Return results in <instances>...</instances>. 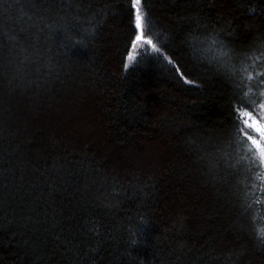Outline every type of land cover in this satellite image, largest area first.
I'll list each match as a JSON object with an SVG mask.
<instances>
[{
	"label": "trees",
	"instance_id": "trees-1",
	"mask_svg": "<svg viewBox=\"0 0 264 264\" xmlns=\"http://www.w3.org/2000/svg\"><path fill=\"white\" fill-rule=\"evenodd\" d=\"M142 7L0 0V264H264V0Z\"/></svg>",
	"mask_w": 264,
	"mask_h": 264
},
{
	"label": "snow or ice",
	"instance_id": "snow-or-ice-1",
	"mask_svg": "<svg viewBox=\"0 0 264 264\" xmlns=\"http://www.w3.org/2000/svg\"><path fill=\"white\" fill-rule=\"evenodd\" d=\"M132 8L134 9V35L132 39L130 40L131 48L134 51L141 45H148L151 47V49L154 52H162V49H160L157 44L154 42L153 37L148 35V32L151 30L148 14L144 11L142 7V0H131ZM255 12V9L252 10ZM66 40H70L71 37L68 35H64L63 37ZM76 43H80V41H76ZM133 53H130L127 57L128 60L134 61L136 59L135 55ZM227 55V53H225ZM171 60V58H168ZM125 67H128L127 64H125ZM181 76L183 77L184 81L189 84L195 83L192 80H189L187 76H184L183 73H181ZM261 108H264V104L260 105ZM237 111H239L237 109ZM242 115L244 117H247L248 119H245L243 122L248 128L255 129L257 133L260 135V139H256L255 136L249 135L248 132H243V136L247 138L248 141H250L249 150L252 152L253 156L259 157V162L264 165V123H262L260 120H256L253 114L247 110H244L242 112ZM261 238H264V230H261L259 233Z\"/></svg>",
	"mask_w": 264,
	"mask_h": 264
},
{
	"label": "rangeland",
	"instance_id": "rangeland-1",
	"mask_svg": "<svg viewBox=\"0 0 264 264\" xmlns=\"http://www.w3.org/2000/svg\"><path fill=\"white\" fill-rule=\"evenodd\" d=\"M261 116L264 118L263 113L261 114ZM254 117H255L256 120H260L262 123H264V120H261V119L257 118L256 116H254ZM246 119H248V118L246 117ZM254 131H255V129H254ZM255 132H256V131H255ZM256 134H257V135H254V136L256 137V139L259 140V139H260V135H259V133H257V132H256Z\"/></svg>",
	"mask_w": 264,
	"mask_h": 264
}]
</instances>
